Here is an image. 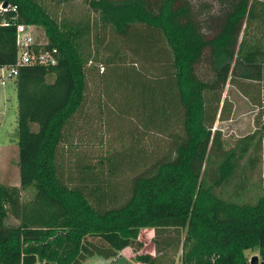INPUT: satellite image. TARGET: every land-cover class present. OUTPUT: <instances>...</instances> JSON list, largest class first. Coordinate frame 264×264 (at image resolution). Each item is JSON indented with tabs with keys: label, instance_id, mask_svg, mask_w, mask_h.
I'll return each mask as SVG.
<instances>
[{
	"label": "trees",
	"instance_id": "trees-1",
	"mask_svg": "<svg viewBox=\"0 0 264 264\" xmlns=\"http://www.w3.org/2000/svg\"><path fill=\"white\" fill-rule=\"evenodd\" d=\"M219 1L200 19L191 0H86L119 42L107 41L108 56L98 59L85 45L88 23H60L39 0H0L15 8L6 15L15 22L0 26V66L16 65V23L43 27L44 48L57 57L16 65L19 186L0 179V264H81L126 248L141 264H247L250 249L264 262V178L252 196L246 174L258 162L250 150L264 147V0ZM93 60L109 67L119 133L134 142L153 130L172 145L132 177L125 197L110 177L134 147L88 157L77 136L90 119ZM230 79L246 94L254 83L263 119L225 148L213 128L219 104L206 93L221 94ZM143 228L153 231L152 253L143 252Z\"/></svg>",
	"mask_w": 264,
	"mask_h": 264
},
{
	"label": "rangeland",
	"instance_id": "rangeland-1",
	"mask_svg": "<svg viewBox=\"0 0 264 264\" xmlns=\"http://www.w3.org/2000/svg\"><path fill=\"white\" fill-rule=\"evenodd\" d=\"M39 2L60 23H72L73 25L88 23L90 25V40L87 43L85 40V45L90 47L92 58L96 56V50H98V59L108 56L109 52L104 46L109 40H114V44L119 45L112 30L99 22L97 14L89 9L86 0H65L61 2L39 0ZM191 2L196 10H201L199 12L200 19L205 18L206 15L215 14L221 4L219 0H191ZM203 4H206L207 7L200 9ZM35 27L37 41L46 43L47 36L43 27ZM98 36L104 41L102 47H97L95 42ZM119 50L122 53L124 52V48L120 47ZM122 58L125 59V56ZM134 67L140 69L141 66L138 63ZM108 68L95 60L88 65L86 111L90 115V119L87 117L84 119V125L81 126L77 136H79L80 141L85 142L83 145H86L85 153L88 157L110 156L118 151H124L125 148L134 147L129 150V152H132L129 157L130 160L123 164L118 173L110 177L112 184L125 197L132 177L144 170L145 163L149 164L159 156L169 153L172 145L165 134L153 130L148 135H141L138 141L134 139V142H132L133 138L129 139L125 134L119 133V122L112 113L114 101L109 100L106 94V71L108 72ZM197 69L201 77L207 78L210 76L204 63H201ZM253 84L249 85V92L246 94L240 86V80L230 79L221 94L206 93L207 101L212 104H219L213 128L221 130L225 148L233 146L238 138L256 131L261 125L263 117L259 105L255 103L256 92L252 88ZM220 112L221 117H219ZM132 143H135L134 146ZM263 151L264 147L260 145L255 152L253 150L249 152V156L253 157L255 155L258 161L255 167L246 173L252 183L249 190V194L252 196L259 191L255 185L260 184L264 178ZM17 154V98L15 78L12 76L4 84H0V179L6 186H19V172L16 165ZM211 154V158H214L215 152L213 151ZM206 168H210V165H206ZM207 173H209L208 170ZM21 197L24 198L25 196L22 194ZM7 222L17 223L11 216L7 218ZM152 234L153 231L149 228L140 230L139 236L144 243L143 252H153ZM132 254L134 253L126 248L122 251V254H118L116 257L104 258L94 255L81 264H138L135 258H131L133 257ZM245 254L246 256L258 255L256 249L247 250ZM177 262L178 260L175 264ZM36 264H41V262L38 261Z\"/></svg>",
	"mask_w": 264,
	"mask_h": 264
},
{
	"label": "built area",
	"instance_id": "built-area-1",
	"mask_svg": "<svg viewBox=\"0 0 264 264\" xmlns=\"http://www.w3.org/2000/svg\"><path fill=\"white\" fill-rule=\"evenodd\" d=\"M13 10H15L14 7L10 6L9 4L4 5V2H0V26H9L15 22L14 16H6L9 11ZM35 26L36 25L34 24H15V43L17 48L16 65L55 64L57 61L54 50L45 49V43L37 41L35 36ZM16 65L0 66V84H4V82L12 76L15 77L17 73ZM251 256H248L247 264H250ZM257 264H264L263 260L259 256Z\"/></svg>",
	"mask_w": 264,
	"mask_h": 264
},
{
	"label": "water",
	"instance_id": "water-1",
	"mask_svg": "<svg viewBox=\"0 0 264 264\" xmlns=\"http://www.w3.org/2000/svg\"><path fill=\"white\" fill-rule=\"evenodd\" d=\"M7 3L4 2V5H6ZM258 261V256L257 255H252L250 258V264H257Z\"/></svg>",
	"mask_w": 264,
	"mask_h": 264
},
{
	"label": "crops",
	"instance_id": "crops-1",
	"mask_svg": "<svg viewBox=\"0 0 264 264\" xmlns=\"http://www.w3.org/2000/svg\"><path fill=\"white\" fill-rule=\"evenodd\" d=\"M124 250H125V249H124ZM122 251H123V250H122ZM120 253H121V252H120ZM121 254H122V253H121ZM134 255H135V254H132L133 257H131V256H130V257H131V258H134ZM137 263H138V264H141V263H139V262H137Z\"/></svg>",
	"mask_w": 264,
	"mask_h": 264
}]
</instances>
